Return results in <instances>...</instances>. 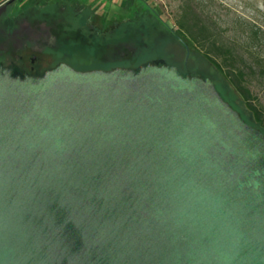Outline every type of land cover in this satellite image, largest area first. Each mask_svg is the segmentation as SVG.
I'll return each instance as SVG.
<instances>
[{
  "label": "water",
  "instance_id": "1",
  "mask_svg": "<svg viewBox=\"0 0 264 264\" xmlns=\"http://www.w3.org/2000/svg\"><path fill=\"white\" fill-rule=\"evenodd\" d=\"M0 264H264V132L164 59L0 62Z\"/></svg>",
  "mask_w": 264,
  "mask_h": 264
},
{
  "label": "rangeland",
  "instance_id": "2",
  "mask_svg": "<svg viewBox=\"0 0 264 264\" xmlns=\"http://www.w3.org/2000/svg\"><path fill=\"white\" fill-rule=\"evenodd\" d=\"M146 5L154 10L155 13H160L165 22L172 31L176 29V20L178 19L181 6L191 5L194 13L207 25L211 26V30L217 35L218 39L224 46L231 47L237 54L238 66L249 65L253 60L259 58L258 65L255 62L252 64L253 72L249 73L245 69L247 75V86L255 97L253 101L264 109V0H144ZM119 0H101L103 6H109L116 9V3ZM18 4V3H16ZM138 5V3H137ZM140 6V5H139ZM16 7V6H15ZM18 8V6H17ZM119 13V9H116ZM12 13V10H9ZM113 10L110 11V15ZM103 18H101L100 24ZM153 19L144 14L141 24L147 27L153 26ZM258 31V43L249 47V37L252 31ZM161 34L151 38H146L145 43L137 44V41L131 38L128 42L126 56L124 62L118 66L135 67L142 63H146L156 58H164L169 64L179 66L182 71H188L193 75H209L225 101L228 98L238 102L237 95L229 87L223 84L222 76L209 65L203 58L193 50L190 43L186 40L177 41L172 34L165 31L164 27L159 25V29L153 30ZM125 39H130L125 36ZM122 40V41H127ZM133 42V43H132ZM136 45V46H135ZM155 45L156 47L152 46ZM153 47V48H152ZM157 48H160L157 50ZM154 49V50H153ZM102 56V52H100ZM221 61L220 58H218ZM38 66L41 70L49 67H54L59 63V60L50 54L38 55ZM186 63V68L184 67ZM262 69V70H261ZM221 89H220V86ZM224 92V94H223ZM227 97H226V96Z\"/></svg>",
  "mask_w": 264,
  "mask_h": 264
},
{
  "label": "flooded vegetation",
  "instance_id": "3",
  "mask_svg": "<svg viewBox=\"0 0 264 264\" xmlns=\"http://www.w3.org/2000/svg\"><path fill=\"white\" fill-rule=\"evenodd\" d=\"M28 1L13 0L0 9V17L2 16L0 18V62L3 66L17 65L31 74L43 71L38 66L39 54L53 55L59 60V63H66L78 70H107L122 67L118 66L121 64L120 60L126 54L128 55L127 52H123L122 37L124 33L134 39H137V35L146 33L145 37L150 38L155 29L153 26L143 25L141 29L135 28L133 32H126L122 22L130 19L127 17L130 11L117 6L116 9L125 12V14L119 13L111 5L103 6L101 4L96 9L94 17L91 18L90 12L87 10V2L82 0H64L66 3L62 5L55 1L56 6L46 10L39 8L46 7L54 0L37 1L36 6L39 8L32 7ZM44 2L48 4H44ZM135 6L138 5L135 4ZM106 8L108 9L106 10ZM10 9L12 13H9ZM112 10L113 13L110 15ZM153 14L157 13L153 12ZM101 18L103 20L100 24ZM139 20L142 21L141 16H139ZM81 22H84V26L89 29L98 32L101 37L100 44L97 43L94 46L89 44L88 49L85 50L75 49L76 42L74 37H69L72 32L68 31L80 27ZM77 39L79 41L85 39L89 42L91 36L86 38L77 35ZM70 41L74 47L70 46ZM100 52H102V56ZM92 60L98 61L99 68H93L95 67L93 66L90 69H79L76 67V65H86ZM184 65L186 68V63ZM177 67L179 66L177 65Z\"/></svg>",
  "mask_w": 264,
  "mask_h": 264
},
{
  "label": "trees",
  "instance_id": "4",
  "mask_svg": "<svg viewBox=\"0 0 264 264\" xmlns=\"http://www.w3.org/2000/svg\"><path fill=\"white\" fill-rule=\"evenodd\" d=\"M37 1L39 0H29L28 2L32 7L39 8L38 6H36L38 3ZM55 1L61 5L66 3L64 0H54L51 4L46 5V7H42L39 9H52L53 6H56ZM82 1L87 2V10L88 12H90L91 18H93L96 9L101 5V0ZM137 3L138 6L136 7L135 4L137 5ZM44 4L48 3L44 2ZM116 6L123 9H128V11H130L129 15L127 16L128 18L130 17V19L127 18L128 20L122 22L125 25L124 28L126 29L124 30H126V32H133L135 28L141 29L143 25L139 20V16L143 18L144 14H148V16H150L154 21L153 27L155 28V30L159 29L160 25L161 27H164L166 32L171 33L177 41L182 42L183 40H186L188 43H190L193 50H195V52H197L204 61L211 65L216 70V72H218L222 76L224 80L223 84L229 87V91L232 90L237 95L239 99L238 102L232 101L225 95L228 98L229 104L240 113L241 117L245 121L264 132V109L263 107L253 103L255 97L252 95L246 84V78L248 74L246 73L245 69H248L249 73L253 72L252 69L254 68V65L252 64L255 62V64L258 65V56L253 60V63H251L250 66H247L245 64L244 66H238L236 64L237 54L234 52V50L231 47L223 45V43L218 39L217 35L213 32V30H211V26L200 20V18L194 13L195 11H193L194 9L191 5L181 6L180 15L176 20L175 31H172L168 26H166L163 18L160 17V13L153 14L154 10L146 5V1L144 0H119V2L116 3ZM108 8H106V10ZM0 18H2V16ZM84 25V22H81L80 27L78 26L76 29H70L68 31L72 32V35H70L69 37H74V41L76 42V50L88 49L87 47H89V44L93 46L97 45V43L100 44L101 37H99L98 32H95L93 29H89ZM155 34L157 35L158 33L154 32L150 35V38L155 36ZM77 35H79L80 37L85 36L86 38H88V36H91V39L89 40V42L85 39L79 41L77 39ZM145 35L146 33L144 35L140 34L136 36L139 40L137 44L145 43ZM158 35L161 36V34ZM125 36L127 35L124 33L122 40H127L125 39ZM131 38L134 39V37ZM137 39L134 40L137 41ZM71 41L70 46L74 47ZM128 42H131V40L128 39L127 41H122L124 53H126L127 51L128 46L126 45L128 44ZM257 43L258 31L255 30L250 33L248 46L251 47L254 46V44L256 45ZM152 46L156 47L155 45ZM159 49L160 48H157V50ZM218 58H220L221 61H219ZM120 61L124 62V59L122 58ZM97 62V60H92L86 63V65L82 66L81 64L76 65V67L79 69H90L93 66H95L93 68H99L97 66ZM178 69L182 71L181 68L178 67ZM260 73L264 74L263 70L260 71ZM206 76L212 77L209 75Z\"/></svg>",
  "mask_w": 264,
  "mask_h": 264
},
{
  "label": "crops",
  "instance_id": "5",
  "mask_svg": "<svg viewBox=\"0 0 264 264\" xmlns=\"http://www.w3.org/2000/svg\"><path fill=\"white\" fill-rule=\"evenodd\" d=\"M7 0H0V5L2 4V3H5Z\"/></svg>",
  "mask_w": 264,
  "mask_h": 264
}]
</instances>
